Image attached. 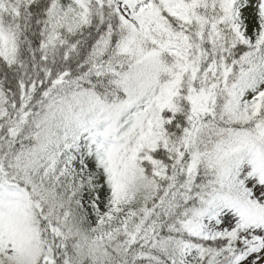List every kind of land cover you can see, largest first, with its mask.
I'll return each mask as SVG.
<instances>
[{"label": "snow or ice", "instance_id": "1", "mask_svg": "<svg viewBox=\"0 0 264 264\" xmlns=\"http://www.w3.org/2000/svg\"><path fill=\"white\" fill-rule=\"evenodd\" d=\"M0 264H264V0H0Z\"/></svg>", "mask_w": 264, "mask_h": 264}]
</instances>
